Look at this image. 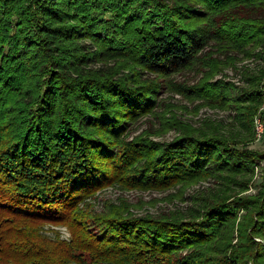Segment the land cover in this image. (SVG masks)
Listing matches in <instances>:
<instances>
[{"label":"trees","instance_id":"16d2710c","mask_svg":"<svg viewBox=\"0 0 264 264\" xmlns=\"http://www.w3.org/2000/svg\"><path fill=\"white\" fill-rule=\"evenodd\" d=\"M209 44L264 61V0H0V264H264V172L256 195H241L264 151L216 121L165 120L178 132L165 142L128 136L164 79L195 64L210 73L176 91L232 108L246 132L255 114L264 123V69L232 98L211 80L228 60L200 55ZM209 178L220 192L189 215L94 213L86 200L113 184ZM44 224L70 240L40 234Z\"/></svg>","mask_w":264,"mask_h":264},{"label":"rangeland","instance_id":"374dc122","mask_svg":"<svg viewBox=\"0 0 264 264\" xmlns=\"http://www.w3.org/2000/svg\"><path fill=\"white\" fill-rule=\"evenodd\" d=\"M216 48V46L214 48V46L211 47L209 44L200 55L206 54L205 56H209L211 59H220L223 55H220V52ZM257 51L259 49H256L254 52L256 53ZM231 52L235 54H228V57L224 56L228 62L224 66L218 65L216 67L217 72L211 77V80H222L231 84L230 87L233 89L230 90V95L234 98L238 91L247 87L246 79L248 77L259 69H264V61L255 55L246 57L240 52L234 50ZM109 65L112 64L109 63ZM99 66L97 64L95 68ZM208 73L210 72L207 68L202 67L201 64H195L182 72L164 79L163 83L166 85V88L161 90L163 92L160 91L159 106L153 110V113L142 116L131 124L128 131L129 139L141 134L148 135L149 131L151 133L150 138L154 141H170L175 138L178 132L173 128H164V121H170L172 118L194 129L205 128L209 125L208 123L216 121L223 125V130L227 133L232 127H235L239 133V138L242 137L246 140L245 143L249 148L264 151V123L260 119L259 114L254 115L250 132H246L236 123V121H239V117L235 116V111L232 108L223 109L209 106L198 99H188V97L175 90L182 87L181 85H197L202 77ZM148 76L151 79H158L153 74ZM144 77L146 78L147 76ZM261 84L264 86V79ZM257 123L263 127L261 136H258V132L256 131ZM235 129L234 132L237 133ZM263 170L264 161L254 168L252 182L249 183L248 189L242 192L241 195H247L248 197L256 195L258 188L260 189L259 183L261 175L264 172ZM220 187L211 178L198 181L187 187H180L178 185L163 191L136 190L120 186L119 184H113L99 189L92 196L86 198V200L90 203L89 207L94 213L103 212L107 208H118L134 216L146 214L157 216L161 213H173L176 211L186 212V215H189L191 206L198 205L201 200L207 198L209 195H213L215 192L219 193ZM242 213L240 212L239 215ZM40 234L50 239L57 237L64 241H69L71 237L65 225L44 224L40 228Z\"/></svg>","mask_w":264,"mask_h":264},{"label":"built area","instance_id":"2783aa9c","mask_svg":"<svg viewBox=\"0 0 264 264\" xmlns=\"http://www.w3.org/2000/svg\"><path fill=\"white\" fill-rule=\"evenodd\" d=\"M262 97H263V103L260 109L264 110V89H262ZM263 127L261 124L257 123L256 131L258 132V136H261Z\"/></svg>","mask_w":264,"mask_h":264}]
</instances>
